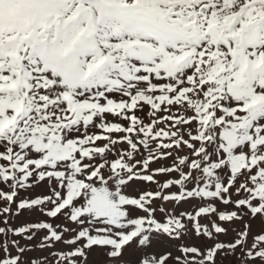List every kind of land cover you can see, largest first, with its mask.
Returning a JSON list of instances; mask_svg holds the SVG:
<instances>
[{"label": "rangeland", "instance_id": "374dc122", "mask_svg": "<svg viewBox=\"0 0 264 264\" xmlns=\"http://www.w3.org/2000/svg\"><path fill=\"white\" fill-rule=\"evenodd\" d=\"M0 264H264V0H0Z\"/></svg>", "mask_w": 264, "mask_h": 264}]
</instances>
